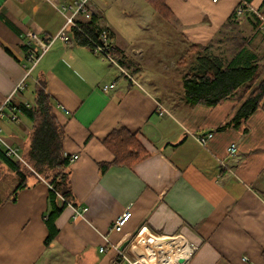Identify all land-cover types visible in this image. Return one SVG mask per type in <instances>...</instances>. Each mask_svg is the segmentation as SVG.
Instances as JSON below:
<instances>
[{
  "label": "crops",
  "instance_id": "0c3cea01",
  "mask_svg": "<svg viewBox=\"0 0 264 264\" xmlns=\"http://www.w3.org/2000/svg\"><path fill=\"white\" fill-rule=\"evenodd\" d=\"M79 1L0 0V106L9 98L10 103L31 104L36 85L45 81L65 129L64 150L78 156L70 165L74 201L86 208L75 218V205H68L56 221V238L47 244L49 183L33 175L13 196L19 178L0 161V188L5 191L0 194V264H129L120 252L141 258V248L150 250L159 241L146 238L144 229L184 237L194 247L186 264H264V99L237 127L217 131L233 119L252 89L240 90L214 107L191 105L183 88L173 90L174 83L147 76L149 69L120 41L117 9L107 18L95 0H87L86 12L99 16L101 30L109 29L118 47L113 54L128 73L77 42L72 26L71 41L57 39L33 62L30 55H39L41 49L37 42L29 44V34L42 40L55 36L72 12L59 8ZM166 3L170 17H160L172 30L170 50L180 47L185 53L192 45L210 49L216 43L221 48L242 34L252 38L253 48L264 51V41L254 45L262 34L254 36L244 14L235 16L240 0ZM251 8L264 13V0H254ZM86 12L77 15L78 21L90 19ZM158 25L163 33L168 28L161 20ZM172 65L173 70L180 66ZM110 83L115 86L106 92L103 86ZM17 115L16 122L4 118L0 125L6 138L26 154L31 123ZM120 125L136 132L151 155L131 167L111 165L103 172L101 163L115 158L103 141ZM127 211L131 216L122 230H110Z\"/></svg>",
  "mask_w": 264,
  "mask_h": 264
},
{
  "label": "trees",
  "instance_id": "16d2710c",
  "mask_svg": "<svg viewBox=\"0 0 264 264\" xmlns=\"http://www.w3.org/2000/svg\"><path fill=\"white\" fill-rule=\"evenodd\" d=\"M253 2L254 0H240L238 7L244 9L243 14L251 21L256 36L261 33L264 13L255 12L251 8ZM148 3L160 16L165 19L170 17L166 0H148ZM235 16H238L236 12ZM78 23L80 29L72 28L74 38L77 42L91 47L90 38H98L102 28L99 25V16L92 14L89 20ZM251 42V37L240 34L233 37L230 43L224 44L225 51L222 54H214L209 51V47L192 45L189 51L195 49L197 54L191 56L189 61L185 57L181 58V63L189 65L182 78V87L185 99L191 105L214 107L233 98L240 90L250 92L252 89L233 119L218 127L217 131L225 130L229 125L237 127L241 119L254 113L264 99V51L253 48ZM112 46V52L115 53L118 47L114 44ZM24 47L27 51L28 45ZM5 48L11 52L9 48ZM10 104L15 107L16 114L31 122L29 146L26 154L23 152L22 155L25 162L7 156L0 147V161L19 178L13 196L28 186L29 178L33 175L40 176L49 183L48 209L45 214L49 229L46 243L49 244L58 234V217L69 204L76 206L70 178L72 156L63 147L65 129L54 112V100L46 90L44 80L36 85L34 101L31 104ZM103 142L115 157L110 163H101L103 172L111 165L131 167L151 155L138 139L137 133L123 125L115 127Z\"/></svg>",
  "mask_w": 264,
  "mask_h": 264
},
{
  "label": "rangeland",
  "instance_id": "374dc122",
  "mask_svg": "<svg viewBox=\"0 0 264 264\" xmlns=\"http://www.w3.org/2000/svg\"><path fill=\"white\" fill-rule=\"evenodd\" d=\"M94 1V0H91ZM100 5L104 6L103 8V14L105 17L109 18L114 15L113 8H116L118 11V14H120L119 18L116 21V26L119 27L118 31L120 34V41H123L124 43H128V50L129 54L133 59L135 60H142V65L147 67L149 70H147V76L153 78V80H160L169 83H174L175 86L171 87L173 90H180L182 89L181 84V78L180 75L183 72H187L188 69V63L183 64L179 62V57L182 56L185 57L186 61H189V58L191 56H195L197 54L196 50L193 49L192 51L187 50L185 53L181 50V48H176L174 51L170 50V43L173 42L172 39H170V34L172 33V30L169 28L170 24H168L167 21L162 19L159 14H157L151 5L143 0H111L113 1V6L111 7L110 0H95ZM128 1V2H127ZM126 12L130 13V15L126 14ZM126 14V15H125ZM156 17L152 18L151 15H154ZM91 16V14L89 13ZM158 17V18H157ZM150 18V19H148ZM245 18V17H244ZM243 18V19H244ZM163 21L165 25L168 27L165 32L161 31V28L159 27L158 23L159 21ZM244 25H246L245 22H243ZM248 26V25H246ZM251 27V26H249ZM247 28V27H246ZM252 28V27H251ZM121 29V30H120ZM261 30V34L263 35V30ZM249 31V30H247ZM249 34V33H248ZM260 35L258 39H256L255 44L262 45L264 38ZM257 41L259 43H257ZM127 44V45H128ZM224 46V45H223ZM220 46L216 43L213 44L209 51L216 52L218 50H221L224 47L219 48ZM256 47V46H255ZM144 51H140V50ZM264 50V49H263ZM143 57V58H142ZM175 57V58H173ZM174 60V61H173ZM170 64H167L169 63ZM173 61V62H172ZM172 63H177L180 66L177 68V70H173L174 67ZM181 63V64H180ZM166 65H169L166 67ZM165 66V68H164ZM175 66V65H174ZM124 68V67H123ZM124 71L128 73V71L124 68ZM164 76H168V78L163 79ZM29 84V90L33 91L34 88V78L31 76L28 80ZM178 86V87H177ZM169 89V88H168ZM22 120L28 124L31 122L26 117H21ZM8 120V121H7ZM6 122L11 121L8 118H5ZM13 122V121H11ZM2 128V134L5 136V132L3 127ZM6 137V136H5ZM20 155H23L22 152L19 150ZM5 192V191H4ZM0 188V194L4 193ZM140 232H138L135 236L134 240L138 236ZM156 238H161L163 236H159L157 234H153ZM172 238L182 239L186 240L184 237L176 235ZM186 244L190 247L189 243L186 240ZM155 253L156 255L157 250L153 252V250H149L148 248H141L140 254L150 255ZM191 252L189 253V255ZM187 255V257L189 256ZM187 261V260H186ZM186 264V263H185Z\"/></svg>",
  "mask_w": 264,
  "mask_h": 264
},
{
  "label": "built area",
  "instance_id": "2783aa9c",
  "mask_svg": "<svg viewBox=\"0 0 264 264\" xmlns=\"http://www.w3.org/2000/svg\"><path fill=\"white\" fill-rule=\"evenodd\" d=\"M86 2H87V0H81V1L77 2L76 5H74V6L62 5L59 8L63 13H65L69 10H72V12L70 15H67V20H66L64 26L58 32V34H56L55 36L48 38L46 40H42V39H39L34 32H31L29 34V37H30V43L29 44H31V41L37 42L38 45L40 46V49H41V53L39 55H36V56H34L32 54L30 55V59L33 60V62H37L40 59L41 55L44 54L57 39H61L64 42L71 41V35L68 32V27L72 26V28L80 29L78 19H77V15L81 12H86V8H85ZM236 13H237V15H241L244 13V9L242 7H238ZM86 15L88 17L90 16L89 13H87V12H86ZM261 29L264 31V24L261 25ZM90 41L92 43L91 48L96 54L105 58L109 62L116 65L121 71L125 72L123 66L118 62V60L116 59L115 55L112 52V49H113L112 44L113 43H112V39L109 36V29L108 28H103L100 31L98 38H93V39L90 38ZM27 75H28V73H27ZM114 86H115V83L104 84L103 89L106 92H108ZM14 108L15 107H12L10 104V98L7 99V101L2 106H0V119L8 118V119L16 122L19 118H18V115L14 112L15 111ZM159 109H160V112H159L160 114H164L166 111L164 108H162V106H159ZM201 140L204 142L205 137L201 138ZM0 147H2L5 150V153L7 156L22 160L23 162H25L23 156H21L19 153V149L17 147H15L13 145V143L10 140H8L2 134V128L1 127H0ZM229 150L232 154H234L236 152V146L234 144H232ZM77 157H78L77 155L72 156L71 161L75 160ZM69 205H72V204H69ZM73 209L75 210V218L82 216L83 213L86 211V208H83V207L73 206ZM130 216H131L130 211H127L124 214H122L121 216H119L116 219V221L112 224V226L110 227V230H114V231L122 230L123 226L129 220ZM149 234L154 236L153 233L149 232ZM193 248L194 247L191 246V249H193ZM100 251L101 252L105 251V247L100 248ZM120 253L125 259H127L129 264H143L142 262L139 261L138 257H134L131 259L128 255V252H120Z\"/></svg>",
  "mask_w": 264,
  "mask_h": 264
},
{
  "label": "bare ground",
  "instance_id": "6f19581e",
  "mask_svg": "<svg viewBox=\"0 0 264 264\" xmlns=\"http://www.w3.org/2000/svg\"><path fill=\"white\" fill-rule=\"evenodd\" d=\"M144 236L146 238H152L159 240L156 242L150 250L156 251L157 255L155 253L150 255L143 254L141 258H138L140 262L143 264H181L179 263V258L186 257L189 255L192 249L190 247L188 248L184 242L186 240L181 241L182 239H175L172 237H161L156 238L155 236H152L149 234L146 229H144ZM162 241V242H161ZM156 256V257H155Z\"/></svg>",
  "mask_w": 264,
  "mask_h": 264
},
{
  "label": "water",
  "instance_id": "95a60500",
  "mask_svg": "<svg viewBox=\"0 0 264 264\" xmlns=\"http://www.w3.org/2000/svg\"><path fill=\"white\" fill-rule=\"evenodd\" d=\"M206 133H209V131L206 132ZM186 260H187L186 257H181V258H179V263H181V264H185V263H186Z\"/></svg>",
  "mask_w": 264,
  "mask_h": 264
}]
</instances>
